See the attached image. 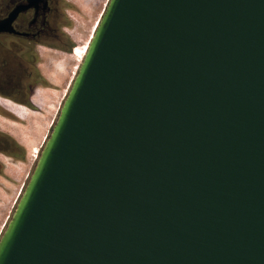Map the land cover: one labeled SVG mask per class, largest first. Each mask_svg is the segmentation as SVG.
I'll return each mask as SVG.
<instances>
[{
	"label": "water",
	"instance_id": "water-1",
	"mask_svg": "<svg viewBox=\"0 0 264 264\" xmlns=\"http://www.w3.org/2000/svg\"><path fill=\"white\" fill-rule=\"evenodd\" d=\"M0 264H264V0H109Z\"/></svg>",
	"mask_w": 264,
	"mask_h": 264
},
{
	"label": "rangeland",
	"instance_id": "rangeland-1",
	"mask_svg": "<svg viewBox=\"0 0 264 264\" xmlns=\"http://www.w3.org/2000/svg\"><path fill=\"white\" fill-rule=\"evenodd\" d=\"M108 1L64 0V2L71 5V8L68 9L69 24L65 27L64 31V34L72 43L73 49L71 54H58L56 56L55 61L51 65L50 76H47L51 84H49V87L37 86L32 93L31 107L7 101L0 96L1 101L5 102V105L0 106V131L14 139L22 147L24 153L23 158L20 159L2 156V164L0 166V237L29 180L39 153L51 132L59 109L82 62L83 58L81 59L80 55L76 54V50H78V53H82L84 49H87L88 42ZM75 48L76 50L73 52ZM35 102L39 107L33 104ZM14 106L25 107L37 116L25 121L21 120L9 110V108H14ZM23 112H25L27 117L28 112ZM26 127L29 130L27 147L21 144ZM35 151L38 152L36 158ZM20 154L16 155L12 153V155L19 157Z\"/></svg>",
	"mask_w": 264,
	"mask_h": 264
},
{
	"label": "flooded vegetation",
	"instance_id": "flooded-vegetation-1",
	"mask_svg": "<svg viewBox=\"0 0 264 264\" xmlns=\"http://www.w3.org/2000/svg\"><path fill=\"white\" fill-rule=\"evenodd\" d=\"M28 0H0V20L5 19L19 5ZM69 3L64 0H41L18 14L12 23L14 33L0 34V96L7 101L31 107L32 93L38 85L49 87L52 62L58 54L70 55L72 43L64 34L69 24ZM76 48L73 52H75ZM35 106L39 107L35 102ZM5 102L0 99V106ZM28 112L26 119L37 115L22 106H14ZM14 108L9 110L19 119ZM1 113V111H0ZM3 114V113H2ZM13 114V115H14ZM9 118L7 114H4ZM28 127L25 128L21 144L27 147ZM26 144V145H25ZM20 154L19 156L12 155ZM35 153L38 154L37 151ZM22 147L0 131V166L2 156L23 158ZM1 171V170H0Z\"/></svg>",
	"mask_w": 264,
	"mask_h": 264
},
{
	"label": "crops",
	"instance_id": "crops-1",
	"mask_svg": "<svg viewBox=\"0 0 264 264\" xmlns=\"http://www.w3.org/2000/svg\"><path fill=\"white\" fill-rule=\"evenodd\" d=\"M21 117H23V118H27L26 117V115H25V112H23V111H25V110H15ZM27 114V113H26Z\"/></svg>",
	"mask_w": 264,
	"mask_h": 264
},
{
	"label": "bare ground",
	"instance_id": "bare-ground-1",
	"mask_svg": "<svg viewBox=\"0 0 264 264\" xmlns=\"http://www.w3.org/2000/svg\"><path fill=\"white\" fill-rule=\"evenodd\" d=\"M86 51H87V49H84L82 53H78V50H76V54H79L80 55V58L82 59L84 57Z\"/></svg>",
	"mask_w": 264,
	"mask_h": 264
},
{
	"label": "built area",
	"instance_id": "built-area-1",
	"mask_svg": "<svg viewBox=\"0 0 264 264\" xmlns=\"http://www.w3.org/2000/svg\"><path fill=\"white\" fill-rule=\"evenodd\" d=\"M37 155H38V154H37V153H35V158L37 157Z\"/></svg>",
	"mask_w": 264,
	"mask_h": 264
}]
</instances>
